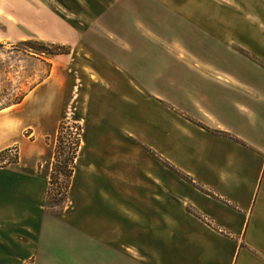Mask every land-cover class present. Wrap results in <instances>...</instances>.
I'll use <instances>...</instances> for the list:
<instances>
[{"label": "crops", "instance_id": "1", "mask_svg": "<svg viewBox=\"0 0 264 264\" xmlns=\"http://www.w3.org/2000/svg\"><path fill=\"white\" fill-rule=\"evenodd\" d=\"M7 1L12 0H0ZM14 1L18 15L11 32L70 49L94 48L95 72L105 82L115 73L130 78L131 60L121 51L128 34L157 32L151 3L158 0ZM164 1V12L157 16L160 31L164 17H175L176 57L199 72L177 74L174 96L162 83L146 90L149 102L159 98L154 99L160 103L155 105L159 120L129 115L130 133L163 157L157 161L163 168L140 170L137 183L123 189L87 186L96 193L87 210L49 212V172L37 164L72 93L70 52L47 58L45 72L35 79L32 71L44 57L19 51V99L0 103V149L17 146L16 161L0 167V264L27 259L30 264H104L105 255L120 264L125 239L138 240L124 247L129 264H164L163 254L149 253L155 241L175 264H264V108L248 111L238 105L232 94L248 93L245 85L231 73L216 71L217 61L210 57V50L222 44L258 49L248 41V27L256 30L257 45L264 49V12L255 6L264 8V0H238L236 10L216 0ZM170 1L181 3L172 9ZM27 60L36 62L32 71L25 70ZM168 165L177 172L170 183ZM124 222L127 237L121 238ZM86 240L95 260H89Z\"/></svg>", "mask_w": 264, "mask_h": 264}, {"label": "rangeland", "instance_id": "2", "mask_svg": "<svg viewBox=\"0 0 264 264\" xmlns=\"http://www.w3.org/2000/svg\"><path fill=\"white\" fill-rule=\"evenodd\" d=\"M179 3L181 2H168L172 9L176 8V5L179 6ZM200 3L203 4V1ZM215 3L219 6L225 4L230 9H239L238 0H216ZM4 4L8 6L5 7ZM17 4L19 2L14 0L0 2V103H14L19 99V59L21 58L19 51H27L44 57L41 58L39 69L35 67L33 71L32 68L36 62L33 60L25 62V70L34 72L35 79L38 74L40 76L45 72L47 58H50L53 53L69 51L72 61L71 65L67 66L69 72L67 83L71 86L72 93L67 98L63 110L62 128L58 137L55 134L50 144L43 146L44 158L37 162L38 168L41 167V170L45 169L49 172L54 160V150L59 152L56 159L62 161L69 154L70 142L77 137L78 145L71 163L72 172L65 192L56 193L57 185L53 183L46 195L45 205L49 212L58 216L65 213L70 214L72 211L87 210L90 208L88 202L96 199V193L89 192L88 187L104 185L108 188L109 185H116L123 189L125 186L137 183L140 170L145 168L154 172L155 169L163 168L158 163L160 154L144 144L135 134H131L128 125L129 115L132 113L139 116L138 120L144 117H149L154 121L159 120L156 118L155 108V105L160 104L157 102L159 98H154L157 101L154 99L148 101L150 97L146 90L150 86L158 87L162 83L163 87L166 86L167 93L174 96L177 94L178 80L175 77L177 74L182 77L199 72V70L183 66L176 57L175 17H164L165 26L160 31L161 20L157 16L164 12L161 8H165L164 4L167 2L158 0L151 3L152 25L157 32L130 33L128 34L130 41L125 44L121 43L123 48L121 51H125L127 54L124 53V55H129L131 60V64L127 67L130 69L128 71L130 78L127 79L120 73H115L113 79L106 82L102 81L95 72L94 57H92L96 51L94 48L86 49L76 45L75 48L70 49L60 43L51 44L28 37L27 34H23V39H19V31L11 32L10 30L15 28V16L18 15L15 12ZM261 5L255 4L258 9H261L257 11L263 14L264 8ZM262 19L264 20V15ZM238 23L239 27L244 24L240 18ZM248 28L247 37L251 39L248 41L256 44L258 49L248 47L240 49L237 46L227 47L222 44L210 50L212 54L210 57L217 61L213 64L216 71L231 73L245 85L248 93L235 92L232 94V99L246 110L256 111L261 107L264 108V49L257 45L256 30L250 29L252 27ZM105 35L112 37L114 34L105 33ZM261 37L264 39V35ZM90 38L93 41L96 40L94 35ZM128 44L131 48H127ZM108 48L110 51L111 47ZM108 48H101L99 51L103 49L106 51ZM120 67L126 68L124 65ZM58 138L60 145H57ZM9 148L7 156H0V167L9 164L2 162L1 159L5 160L12 156H16L17 159V146ZM169 149L175 151L172 146ZM167 168L170 183V177H174L175 169L170 165ZM153 177H155L154 174ZM123 195L126 196L125 193L121 194ZM169 202L174 201L169 197ZM122 220L124 219L121 218V222ZM93 223L95 222L92 220L89 225H94ZM127 231V224L121 223V238L127 237L124 235ZM87 241H85V247L91 252H89L90 255L92 247L90 241ZM120 243V264H129L130 261L124 247L128 248V243L137 244L138 240L125 239ZM149 249L153 257L163 254L164 264H175L172 261L173 257H167L160 241L152 242ZM102 259L104 264H111V255H105ZM89 260H95L93 254L89 256Z\"/></svg>", "mask_w": 264, "mask_h": 264}, {"label": "trees", "instance_id": "3", "mask_svg": "<svg viewBox=\"0 0 264 264\" xmlns=\"http://www.w3.org/2000/svg\"><path fill=\"white\" fill-rule=\"evenodd\" d=\"M63 52L64 51L53 53V54H58V53H63ZM61 128H62V122L60 120V122L57 126V130H56L57 137H58V134L60 133ZM57 141H58L57 145H60L61 143H60L59 138ZM77 145H78V139H77V137H75L73 142H70V146L68 147L70 149L69 154H67L68 156L64 157L62 159V161L56 159L59 152L57 150H54V155H53L54 160L50 166V170L48 173V188L46 191V195L49 193V187L53 183L57 185L56 193L63 194L65 192L70 174L72 172L71 163H72V160L75 156V151H76ZM62 147H64V146H62ZM9 149H10L9 147H5V148L0 149V156H3V155L7 156ZM1 160H2V162L13 163L16 161V156H12V157L6 158L5 160H3V159H1ZM174 172H175V174L177 173L175 170H174ZM60 175H61V177H60ZM59 179L61 181H59Z\"/></svg>", "mask_w": 264, "mask_h": 264}, {"label": "built area", "instance_id": "4", "mask_svg": "<svg viewBox=\"0 0 264 264\" xmlns=\"http://www.w3.org/2000/svg\"><path fill=\"white\" fill-rule=\"evenodd\" d=\"M21 264H30V261L27 259V260H24Z\"/></svg>", "mask_w": 264, "mask_h": 264}]
</instances>
